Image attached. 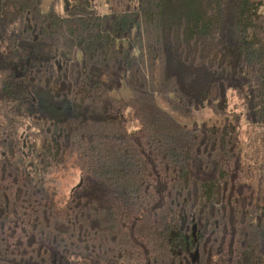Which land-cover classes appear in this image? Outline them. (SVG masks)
I'll return each instance as SVG.
<instances>
[{
  "label": "trees",
  "instance_id": "16d2710c",
  "mask_svg": "<svg viewBox=\"0 0 264 264\" xmlns=\"http://www.w3.org/2000/svg\"><path fill=\"white\" fill-rule=\"evenodd\" d=\"M263 8L0 0V264H264Z\"/></svg>",
  "mask_w": 264,
  "mask_h": 264
},
{
  "label": "rangeland",
  "instance_id": "374dc122",
  "mask_svg": "<svg viewBox=\"0 0 264 264\" xmlns=\"http://www.w3.org/2000/svg\"><path fill=\"white\" fill-rule=\"evenodd\" d=\"M47 1L48 3L45 4L43 0V8L45 9L49 5L50 0ZM130 1L132 3H135V0ZM124 2L125 0H93V5L97 11H101L104 13L111 7V5L113 7H116L119 4L122 5V3ZM3 76L4 75L0 73V86L2 83ZM117 92L118 94H121V96L129 95V91L125 87H122L120 91ZM113 93L114 91L112 92V94ZM235 102L236 99H231L229 104L231 108L233 106L232 104H234ZM220 118L221 117L217 115L215 116V114L211 111L209 107L205 106L199 110L193 111L189 118L185 119V121L188 123H193L202 122L203 120L204 122L213 124L219 123V120H221ZM0 122L8 126L18 127L22 133H26V124L28 123V121L22 116L14 115V113L11 112H2L0 113ZM240 130L241 137L246 145V152H248L250 155V153L254 152V149L252 147H257L261 142L259 134L262 132V129L256 127L252 128L250 126L243 125ZM79 177V171L76 168L71 167L70 165L55 166V164L50 166L42 175L44 184L48 185L52 190H54L55 194L60 199L67 196L71 188L78 184Z\"/></svg>",
  "mask_w": 264,
  "mask_h": 264
},
{
  "label": "crops",
  "instance_id": "0c3cea01",
  "mask_svg": "<svg viewBox=\"0 0 264 264\" xmlns=\"http://www.w3.org/2000/svg\"><path fill=\"white\" fill-rule=\"evenodd\" d=\"M44 3L46 4V3H48V1L47 0H44Z\"/></svg>",
  "mask_w": 264,
  "mask_h": 264
},
{
  "label": "water",
  "instance_id": "95a60500",
  "mask_svg": "<svg viewBox=\"0 0 264 264\" xmlns=\"http://www.w3.org/2000/svg\"><path fill=\"white\" fill-rule=\"evenodd\" d=\"M195 227V226H194ZM193 227V233H194V231H195V228Z\"/></svg>",
  "mask_w": 264,
  "mask_h": 264
}]
</instances>
